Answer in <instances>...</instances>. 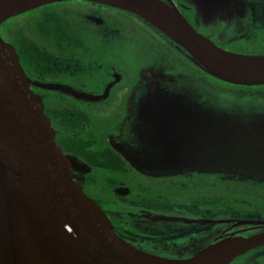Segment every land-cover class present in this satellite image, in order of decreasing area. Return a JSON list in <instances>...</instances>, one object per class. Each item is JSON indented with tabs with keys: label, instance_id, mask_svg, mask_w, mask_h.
<instances>
[{
	"label": "flooded vegetation",
	"instance_id": "1",
	"mask_svg": "<svg viewBox=\"0 0 264 264\" xmlns=\"http://www.w3.org/2000/svg\"><path fill=\"white\" fill-rule=\"evenodd\" d=\"M160 1L220 48L264 55V0ZM0 35L14 47L62 152L84 166L73 171L84 193L121 238L154 255L188 259L220 239L264 233V175L175 173L145 158L160 151L151 144L161 147L154 137L165 134L146 119L163 115L146 108L161 104L154 97L180 95L264 129V85L220 82L135 14L88 1L11 17ZM214 92L240 94L242 105H226ZM200 194L212 196L202 204ZM228 264H264V244Z\"/></svg>",
	"mask_w": 264,
	"mask_h": 264
},
{
	"label": "water",
	"instance_id": "2",
	"mask_svg": "<svg viewBox=\"0 0 264 264\" xmlns=\"http://www.w3.org/2000/svg\"><path fill=\"white\" fill-rule=\"evenodd\" d=\"M63 1L73 0H0V25ZM81 1L135 14L220 81L264 85V55L220 48L197 32L176 8L160 0ZM30 83L14 47L0 36V264H228L264 244V233L229 236L191 258L168 259L121 238L105 212L84 193L73 173L84 171V166L62 152ZM154 99L161 104L146 108L162 109L163 115L154 112L149 115H156L153 120L146 119L165 134L154 137L161 147L151 144L160 151L145 158L175 173H232L256 179L264 175L261 122L247 125L234 114L204 110L171 93Z\"/></svg>",
	"mask_w": 264,
	"mask_h": 264
},
{
	"label": "rangeland",
	"instance_id": "3",
	"mask_svg": "<svg viewBox=\"0 0 264 264\" xmlns=\"http://www.w3.org/2000/svg\"><path fill=\"white\" fill-rule=\"evenodd\" d=\"M127 62H129L127 60ZM126 62V63H127ZM215 95L217 96V98H221L225 101V104L228 105V104H232L231 106L232 107H237V104L239 105H242V99H241V96L240 94H234V93H221V92H214ZM255 104V101H250L248 104H245L244 106H250V105H254ZM212 190V189H210ZM200 201L202 202V204L206 203L209 201V199L211 198L212 195H209V194H200ZM206 197V198H204Z\"/></svg>",
	"mask_w": 264,
	"mask_h": 264
}]
</instances>
